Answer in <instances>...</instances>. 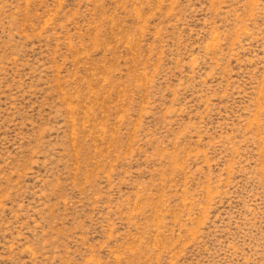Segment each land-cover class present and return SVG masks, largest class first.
I'll list each match as a JSON object with an SVG mask.
<instances>
[{
	"label": "rangeland",
	"instance_id": "374dc122",
	"mask_svg": "<svg viewBox=\"0 0 264 264\" xmlns=\"http://www.w3.org/2000/svg\"><path fill=\"white\" fill-rule=\"evenodd\" d=\"M0 264H264V0H0Z\"/></svg>",
	"mask_w": 264,
	"mask_h": 264
}]
</instances>
